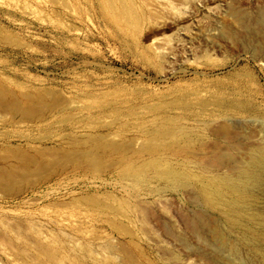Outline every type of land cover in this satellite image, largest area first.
I'll return each instance as SVG.
<instances>
[{"label": "rangeland", "instance_id": "rangeland-1", "mask_svg": "<svg viewBox=\"0 0 264 264\" xmlns=\"http://www.w3.org/2000/svg\"><path fill=\"white\" fill-rule=\"evenodd\" d=\"M131 1L140 17L136 24L109 8L119 0H0V28L13 40L0 39V69L19 81L59 89L69 99L117 89L136 104L142 95L139 105L157 106L167 117L183 115L171 106L178 98L197 101L189 92L258 107L256 116L232 119L235 129L227 140L214 134L217 122L206 125L210 117L184 115L181 126L196 137L195 152L165 159L198 176L225 172L217 166L221 153L241 164L263 148L264 0ZM133 129L128 138H140ZM93 193L124 203L116 222L131 234L87 205L84 197ZM241 237L202 203L194 179L176 183L154 170L140 184L118 168L101 177L68 170L17 196L0 191V264H58L36 260L39 244L55 246L62 264H264V247L252 250Z\"/></svg>", "mask_w": 264, "mask_h": 264}, {"label": "bare ground", "instance_id": "bare-ground-1", "mask_svg": "<svg viewBox=\"0 0 264 264\" xmlns=\"http://www.w3.org/2000/svg\"><path fill=\"white\" fill-rule=\"evenodd\" d=\"M119 1L120 4L114 6L109 4V8L131 24H136L140 17L136 14L135 5L131 0ZM27 5L30 8L31 4ZM0 39L13 41L3 35L2 28ZM120 92L117 89L101 93L83 91L69 99L59 89L19 81L0 69V191L9 197L17 196L26 190H35L54 175L68 170L101 177L104 172L118 168L124 177H132L140 184L146 174L154 170L160 178L176 183L194 179L202 203L217 210L220 221L230 231H240L241 240L249 248L262 249L264 207L260 201L264 202V147L246 154L241 164L232 163L226 156L229 152L223 156L219 153L217 166L226 170L209 177L198 176L190 172L188 166L177 167L165 159L167 154L186 156L195 152L196 137L181 126L184 115L186 118H211L202 121L207 126L217 122L214 134L227 140L234 128L232 119L236 116L247 119V116L255 115L258 107L256 109L248 101L224 97L216 92L210 98L200 95L204 91L199 94L189 92L187 95H196L194 99L198 98L197 101H190L193 98L189 97L178 98L171 106L183 111V115L167 117L158 113L157 106L139 105L144 99L142 95H139L141 98L135 97L140 100L134 104L132 99L122 98ZM141 107L144 113L138 111ZM150 113L154 118H149ZM173 124L176 126H169ZM8 127L18 130L10 132ZM132 128L142 135L143 142H138L139 136L128 138ZM23 130L30 134L28 132L26 136ZM34 131L44 133L43 137H38ZM14 136L22 140L10 142L8 139ZM38 142L41 144L37 145ZM230 155L235 157L231 151ZM210 167L204 169L211 172ZM98 195L93 193L84 197L87 205L95 207L102 215L111 216V221L120 231L131 234L123 223L116 222V218L123 214L124 203L117 199L115 201L118 202L112 201L110 197L113 195H106L112 202ZM220 235L221 242L226 243L225 235ZM43 258L63 263L60 251L53 245H38L36 260L40 262Z\"/></svg>", "mask_w": 264, "mask_h": 264}]
</instances>
